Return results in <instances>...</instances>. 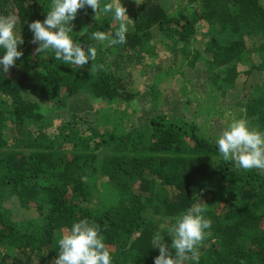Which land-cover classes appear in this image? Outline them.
Instances as JSON below:
<instances>
[{"label": "trees", "instance_id": "16d2710c", "mask_svg": "<svg viewBox=\"0 0 264 264\" xmlns=\"http://www.w3.org/2000/svg\"><path fill=\"white\" fill-rule=\"evenodd\" d=\"M129 1L120 0L126 9ZM136 2L127 10V43L110 48L91 33L111 36L118 25L78 10L74 39L98 50L92 65L78 69L32 46L28 24L44 20L51 0H0V15L17 17L24 40V55L0 78V264H54L63 230L85 217L101 226L113 264H153L161 218L197 196L212 220L198 264H264V170L224 161L212 125L244 118L264 131V83L250 86L243 104L223 102L245 90L249 77L264 76V0ZM156 32L174 63L152 76L147 65L137 76L143 60H157ZM169 72L185 83L181 91L192 88L189 100H159L168 85L180 91ZM146 77L152 81L144 87ZM142 94L147 99L135 111L131 103ZM78 99L95 107L71 111L68 102ZM112 109L124 113L112 115L110 128L100 126ZM12 203L21 214L13 215Z\"/></svg>", "mask_w": 264, "mask_h": 264}, {"label": "clouds", "instance_id": "9594fccd", "mask_svg": "<svg viewBox=\"0 0 264 264\" xmlns=\"http://www.w3.org/2000/svg\"><path fill=\"white\" fill-rule=\"evenodd\" d=\"M86 7L95 13V21L105 15L118 25L111 36L105 31H93L92 40L106 41L108 47L127 43L132 20L120 0H109L103 5L101 0H51L44 20L28 24L36 52L54 53L57 61L78 69L89 62L92 65L98 56L97 47L87 43L86 48L82 47L73 35L76 33L73 32L72 22L78 10ZM23 43L17 31V17L13 14L0 15V78L24 55L23 51L18 50ZM95 67L102 69L103 65ZM213 142L220 157L237 169L264 170V131L251 127L246 119L234 118L229 121L213 138ZM207 212V205L197 196L196 202L184 211L172 217H162L159 229L151 238V248L159 253L154 257L153 264H186L189 259L198 264V250L210 235L212 227ZM165 236L170 238V243L165 242ZM56 253L54 264H113V256L105 243L101 226L86 217L63 230Z\"/></svg>", "mask_w": 264, "mask_h": 264}, {"label": "rangeland", "instance_id": "374dc122", "mask_svg": "<svg viewBox=\"0 0 264 264\" xmlns=\"http://www.w3.org/2000/svg\"><path fill=\"white\" fill-rule=\"evenodd\" d=\"M135 2H136V0H130L126 4L127 10H128V7L131 8L132 6H134ZM173 2L175 3V5H177L179 3V0H170L169 4H171ZM153 38L154 39L152 40V44L155 46V53L157 55V60H154L156 58V56H153L152 58L143 60V62H142L143 66L140 68V70L138 72L135 73V75H137V76H139L141 74L146 75L145 71H146L147 65L153 66L151 68V71L148 73V75L152 76V73H155L159 68H161V70H166L168 68L167 66L171 64L169 62L174 63V59L176 58V54L175 53H171V51L168 48H166V44L164 42V37L159 35V33H157ZM241 69L243 71L246 70L245 67L241 68ZM184 73L188 74L189 81H191L192 83H195L196 85L199 84V82H197L195 80L197 78V74H194V76H193V72L190 71L189 69L184 70ZM170 74H172V72H169L170 82L172 83V81H175L177 83V87H179L180 91L177 92L176 86L173 87L172 85H168L164 91H161V94L158 97L159 100L161 101V100H163V99H165L167 97L169 99V101L172 103L171 106H173L175 104H179V103L181 104L182 102H184L186 100H189V98H190V96H189L190 94L189 93L191 92L192 88H188L187 90L181 91V88L185 87V85H184L185 83H183V81L180 78H178L177 76H176V78H177V80H176L175 76L172 74L174 76V77H172V76H170ZM241 75H242V72L240 71V77H241ZM243 78H245L244 75H242L241 80ZM151 81H152L151 78L146 77V78H144L142 84H144L145 85L144 87H146V86H149V84H151ZM237 83H238V87H240L239 89L241 90V82H240V80L237 81ZM263 83H264V76H259L257 74V77H249L248 84L246 85L245 90H243V91H235L234 93L231 92L232 93L231 97L229 96L228 99H224L223 100L224 104L232 105V107L233 106H237L238 103H242L243 104V102H244L243 101V99H244L243 96L246 95L245 92L247 91V89L250 86L251 87L258 86L259 87ZM161 90H162V87H161ZM247 95H249V94H247ZM28 98L30 99L29 96H28ZM145 98L146 97L143 96V94H142V96H139L138 99H135L131 103V108L134 109L135 111L138 110L139 108H142L144 106V103H145V101H144ZM67 100H69V99H67ZM163 103H164V100H163ZM67 105H68V108L71 111L75 110L76 112H78V114H80V113H84V114L90 113V110L92 109L91 107H95V106L90 105V103H87V102H85L83 100H80V99H78V100H76L74 102H68ZM161 107H165L164 104ZM44 112H45V110H43V113ZM109 112H110V114H109L110 119L104 118L102 121L100 120V122H101L100 126L102 125L104 127L110 128L109 126H111L112 115L114 114L115 116L121 117L120 115L122 113H124L122 109H120V110L112 109ZM231 112H232V110H231ZM58 113H59L58 110H54V112H51L50 114H52V116H53V115L58 114ZM97 113H99V111H97ZM61 117L62 118H61V120L59 122L65 121V117L64 116H61ZM203 118L204 117L199 118L198 121L201 122L203 120ZM122 121H125V119H122ZM94 122L95 123L98 122V116L94 118ZM216 123L213 122L212 125L214 126V129L217 130L218 133H219L226 125L224 124L223 126H221L218 123H217L218 125H216ZM15 130H17V128H15ZM11 206H12L11 210H12L13 215L17 216V215L22 213L17 208L16 203H12Z\"/></svg>", "mask_w": 264, "mask_h": 264}]
</instances>
